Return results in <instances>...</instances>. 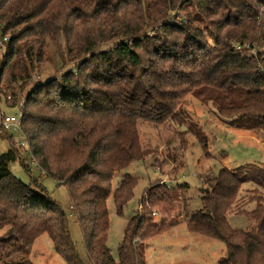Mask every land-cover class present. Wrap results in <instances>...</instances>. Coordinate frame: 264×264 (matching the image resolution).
<instances>
[{"label":"trees","instance_id":"trees-1","mask_svg":"<svg viewBox=\"0 0 264 264\" xmlns=\"http://www.w3.org/2000/svg\"><path fill=\"white\" fill-rule=\"evenodd\" d=\"M187 8L192 15L178 20ZM50 47L64 71L36 83ZM28 84L19 111L26 155L0 128L7 142L0 150V264H33L43 233L67 264H83L70 217L93 264H146L144 242L179 222L153 217L155 209L175 211L173 189L158 179L144 189L115 260L107 200L112 195L121 215L137 178L127 173L113 190V175L146 156L143 122L187 125L207 153L203 131L186 124L189 94L212 102L221 118L264 132V0H0V100L18 107L16 91ZM28 156L66 187L71 213L32 175ZM14 162L28 182L13 174ZM247 183L255 206L236 210ZM204 184L199 209L188 211L185 201L187 229L224 243L219 264H264V168L224 166ZM186 187L177 184L180 193ZM234 210L248 219L246 228L231 225Z\"/></svg>","mask_w":264,"mask_h":264},{"label":"rangeland","instance_id":"rangeland-1","mask_svg":"<svg viewBox=\"0 0 264 264\" xmlns=\"http://www.w3.org/2000/svg\"><path fill=\"white\" fill-rule=\"evenodd\" d=\"M186 11L191 12L189 15H192V10L187 8V10L182 11L178 20L185 22L187 18ZM49 51L50 61L44 64L40 72L33 77V81L36 83H43L57 77L64 71L60 67L61 62L54 48L50 47ZM29 88L30 84L24 89L16 91L18 102L16 108L6 106L4 100L1 99L0 111L2 113L0 112V116L18 113ZM8 99H11V96H8ZM182 106L188 119L186 124L192 123L194 127L205 134L207 153L201 148L194 130L189 131L187 125H177L173 122L162 125L140 123L139 136L142 147L147 151L146 156L143 160L133 161L128 167L116 172L112 178V188L114 190L125 174L128 173L136 177L137 183L133 189V196L124 206L121 215L116 212L112 195L107 200L110 219L107 246L115 260L118 259V246L122 240L127 221L137 211L144 189L150 182L158 179L173 189L176 209L171 216L155 209L154 219L166 218L171 220L175 217L179 221L176 225L181 224L169 233L156 236L153 240L147 239L150 242L147 250L153 249L147 263L160 264V261L155 260L154 257L160 254V256L168 257L169 260L173 258L170 262L175 264L182 263L181 257L185 259L189 257L191 264H219L217 260L225 254V246L218 239L207 238L208 236L200 233H192L189 234L191 235L189 238L192 239L188 243L191 249L188 246L183 247L184 238L182 234L186 231L184 221L186 216L185 201L189 206L188 211L199 209L201 207L200 189L205 185V180L208 177L217 175L218 171L224 166L233 170H240L243 167L264 168V132L250 130L243 120L221 118L212 102H203L191 94L185 97ZM13 135L15 143L21 147L23 155H26L27 144L22 133L20 135L13 133ZM21 142H23V145L20 144ZM6 147L7 142L0 139V150ZM26 159L31 167L32 175L40 181L64 211L71 213L72 209L66 187L58 184L50 177H44L36 168L35 162L29 156ZM11 170L22 181H29V175L18 162L11 165ZM177 184H185L187 187L183 188L180 193ZM253 188L254 186L250 183L242 186L243 191H241V199L238 202L239 206L235 207L236 210L238 207H244L248 210L254 208L255 201L249 199L254 194L252 192ZM228 219L231 225L236 228L244 229L249 224L248 219L244 215L236 214L235 210L228 214ZM69 230L83 264H93L87 252L85 234L73 217H70ZM193 235L204 237L207 242L202 241V239L194 240ZM30 259L33 264H67L55 251L53 242L46 233L36 238L30 253Z\"/></svg>","mask_w":264,"mask_h":264},{"label":"crops","instance_id":"crops-1","mask_svg":"<svg viewBox=\"0 0 264 264\" xmlns=\"http://www.w3.org/2000/svg\"><path fill=\"white\" fill-rule=\"evenodd\" d=\"M181 223H179L178 225H176V226H174V227H172L171 229H169V230H167V231H165V232H163V233H161V234H158V235H156V236H160V235H162V234H164V233H169V232H171V231H173V230H175L179 225H180ZM185 227H186V224H185ZM186 232H189V233H186ZM192 233H194V234H197L196 232H191V231H189L188 229H187V227H186V231L185 232H183V238H184V242H183V247L185 248L186 246H190V244L188 245V243L190 242V239H192V238H189V236H191V235H189V234H192ZM201 234V233H200ZM188 235V236H187ZM156 236H154V237H156ZM39 237V236H38ZM154 237H152V238H150V239H148V240H153V238ZM193 238H194V240L195 239H202V241H204V242H207L206 241V238H204V237H200L199 235H193ZM207 238H211V237H207ZM185 239H187V240H185ZM145 241V243H144V255H145V261H146V264H148L147 262H148V257L150 258V256L152 255V250L153 249H151L150 248V251H148L147 250V248L149 247V244H150V242L149 241ZM149 242V243H148ZM187 243V244H186ZM186 244V245H185ZM190 249H191V247H189ZM161 253V252H160ZM190 253H191V251H190ZM155 257V260L156 259H158L159 261H160V264H175L174 262H170L171 260H173V258L171 259V260H169V258L168 257H165L164 255L163 256H160V254H158V256L156 255V256H154ZM197 257V256H196ZM221 257V256H220ZM219 257V258H220ZM218 258V259H219ZM181 260H183V261H181L182 263L181 264H188V262L190 261V258L188 257V258H184V257H181ZM196 260V259H195ZM218 261V260H217ZM177 263V262H176ZM189 264H191V261H190V263ZM193 264H195V263H193Z\"/></svg>","mask_w":264,"mask_h":264},{"label":"built area","instance_id":"built-area-1","mask_svg":"<svg viewBox=\"0 0 264 264\" xmlns=\"http://www.w3.org/2000/svg\"><path fill=\"white\" fill-rule=\"evenodd\" d=\"M239 48V46L237 47ZM0 128L7 130L10 133H21V113H14L0 116ZM23 145V142L20 143Z\"/></svg>","mask_w":264,"mask_h":264}]
</instances>
